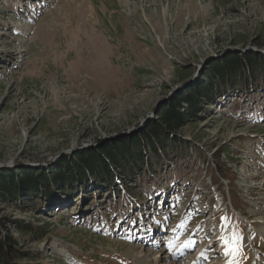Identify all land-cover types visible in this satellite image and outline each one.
Wrapping results in <instances>:
<instances>
[{
  "label": "rangeland",
  "instance_id": "obj_1",
  "mask_svg": "<svg viewBox=\"0 0 264 264\" xmlns=\"http://www.w3.org/2000/svg\"><path fill=\"white\" fill-rule=\"evenodd\" d=\"M233 54L264 55V0H0V169L55 174L139 136ZM249 89L198 114L176 133L180 157L126 185L2 202L6 237L13 221L49 233L18 244L38 261L12 264H225L234 234L238 262L259 264L264 80Z\"/></svg>",
  "mask_w": 264,
  "mask_h": 264
},
{
  "label": "trees",
  "instance_id": "obj_2",
  "mask_svg": "<svg viewBox=\"0 0 264 264\" xmlns=\"http://www.w3.org/2000/svg\"><path fill=\"white\" fill-rule=\"evenodd\" d=\"M264 80V55H229L216 61L204 72L199 84L180 93L178 97L163 105L158 119L151 122L139 135L107 142L96 149L77 153L74 161L65 158L48 174L29 170L10 171L0 169V204L2 202L33 201L39 193L70 197L90 187L110 191L118 178L125 182L136 180L154 165L180 157L187 150L188 142L176 135L189 122L221 102L230 94L249 91ZM72 162V163H71ZM62 167V165L64 166ZM128 185V184H127ZM0 219V264L16 261L36 262L39 259L24 253L18 246L30 238L43 240L48 234L43 227L26 225L22 221L11 222L18 238L6 237L1 231Z\"/></svg>",
  "mask_w": 264,
  "mask_h": 264
},
{
  "label": "snow or ice",
  "instance_id": "obj_3",
  "mask_svg": "<svg viewBox=\"0 0 264 264\" xmlns=\"http://www.w3.org/2000/svg\"><path fill=\"white\" fill-rule=\"evenodd\" d=\"M221 219L223 221L226 220L227 218L222 217ZM224 226L226 227L227 225ZM242 239H243L242 236H240L239 234H234L231 242L225 241V247L227 248V252L225 254L230 256H235L237 253H239ZM229 244L231 246H229ZM231 264H236L235 260H233Z\"/></svg>",
  "mask_w": 264,
  "mask_h": 264
},
{
  "label": "bare ground",
  "instance_id": "obj_4",
  "mask_svg": "<svg viewBox=\"0 0 264 264\" xmlns=\"http://www.w3.org/2000/svg\"><path fill=\"white\" fill-rule=\"evenodd\" d=\"M237 257H238V254H236L235 256H230V255H228V260H227V262L225 263V264H231V262L233 261V260H235V262H236V264H244V263H239L238 262V259H237ZM162 259H164V258H162ZM146 260H148L147 261V263L146 264H160L163 260H157V259H149L148 258V256H146ZM256 262L257 263H259V264H264V260H261V259H259V258H256Z\"/></svg>",
  "mask_w": 264,
  "mask_h": 264
},
{
  "label": "water",
  "instance_id": "obj_5",
  "mask_svg": "<svg viewBox=\"0 0 264 264\" xmlns=\"http://www.w3.org/2000/svg\"><path fill=\"white\" fill-rule=\"evenodd\" d=\"M162 104H164V103H161V104L157 107L156 112L160 109V107L162 106Z\"/></svg>",
  "mask_w": 264,
  "mask_h": 264
}]
</instances>
